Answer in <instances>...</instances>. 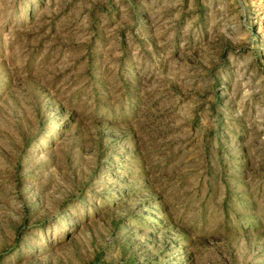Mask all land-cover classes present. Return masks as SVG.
<instances>
[{"label":"rangeland","instance_id":"374dc122","mask_svg":"<svg viewBox=\"0 0 264 264\" xmlns=\"http://www.w3.org/2000/svg\"><path fill=\"white\" fill-rule=\"evenodd\" d=\"M0 264H264V0H0Z\"/></svg>","mask_w":264,"mask_h":264}]
</instances>
